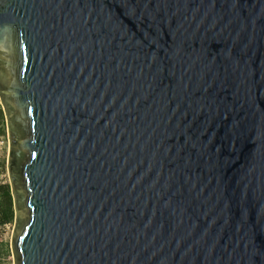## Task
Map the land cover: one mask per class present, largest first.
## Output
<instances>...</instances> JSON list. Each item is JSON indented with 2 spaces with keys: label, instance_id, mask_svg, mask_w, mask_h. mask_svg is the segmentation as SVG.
I'll return each mask as SVG.
<instances>
[{
  "label": "water",
  "instance_id": "1",
  "mask_svg": "<svg viewBox=\"0 0 264 264\" xmlns=\"http://www.w3.org/2000/svg\"><path fill=\"white\" fill-rule=\"evenodd\" d=\"M14 264H264V0H0Z\"/></svg>",
  "mask_w": 264,
  "mask_h": 264
},
{
  "label": "rangeland",
  "instance_id": "2",
  "mask_svg": "<svg viewBox=\"0 0 264 264\" xmlns=\"http://www.w3.org/2000/svg\"><path fill=\"white\" fill-rule=\"evenodd\" d=\"M2 135L5 137V146L0 158V184L3 183L10 186V178L8 175L9 141L6 123L5 128L2 131ZM14 227L15 219L11 224L0 227V264H14L13 251L11 247Z\"/></svg>",
  "mask_w": 264,
  "mask_h": 264
},
{
  "label": "trees",
  "instance_id": "3",
  "mask_svg": "<svg viewBox=\"0 0 264 264\" xmlns=\"http://www.w3.org/2000/svg\"><path fill=\"white\" fill-rule=\"evenodd\" d=\"M5 128V117L0 110V131ZM15 219L13 197L8 184H0V227L11 224Z\"/></svg>",
  "mask_w": 264,
  "mask_h": 264
},
{
  "label": "built area",
  "instance_id": "4",
  "mask_svg": "<svg viewBox=\"0 0 264 264\" xmlns=\"http://www.w3.org/2000/svg\"><path fill=\"white\" fill-rule=\"evenodd\" d=\"M0 110H2V104H1V101H0ZM4 135H2V131H0V158L2 156V153H3V149H4V146H5V139H4Z\"/></svg>",
  "mask_w": 264,
  "mask_h": 264
}]
</instances>
